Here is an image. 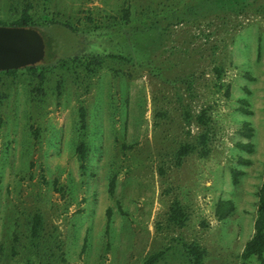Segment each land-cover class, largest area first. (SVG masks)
I'll return each instance as SVG.
<instances>
[{
  "label": "rangeland",
  "instance_id": "374dc122",
  "mask_svg": "<svg viewBox=\"0 0 264 264\" xmlns=\"http://www.w3.org/2000/svg\"><path fill=\"white\" fill-rule=\"evenodd\" d=\"M23 15L47 55L51 39L74 47L50 24L76 29L80 58L0 72V264H193L191 243L203 264H257L242 254L264 182V0H0V25ZM204 133L208 154L177 165ZM221 199L235 204L224 220Z\"/></svg>",
  "mask_w": 264,
  "mask_h": 264
},
{
  "label": "trees",
  "instance_id": "16d2710c",
  "mask_svg": "<svg viewBox=\"0 0 264 264\" xmlns=\"http://www.w3.org/2000/svg\"><path fill=\"white\" fill-rule=\"evenodd\" d=\"M12 26H25V27H35V23H30V18L28 15L21 16ZM49 26H58L63 27L68 31L69 37L71 38V42H73L74 47H70L68 49L71 50L70 54H62L61 57L56 58L59 52V49L55 45V42L51 39L50 41V47H49V54L46 56V59L44 63L39 64L37 66H31L27 69L30 71H41V74L46 72L48 69H53L60 65V63L68 64L70 63L71 59H77L80 58V53H75V47L81 46V41H79L78 36L74 33H78L76 29H73L70 25H63L61 23H52ZM73 32V34H72ZM80 35V34H79ZM58 51V52H57ZM64 52V51H63ZM55 61V62H54ZM68 62V63H67ZM17 70H8L3 71L7 74H11L16 72ZM81 120L84 123L85 118V111L84 109L81 110ZM198 122L203 125L204 127H207L210 124L211 118L207 113V110H203L200 115L197 117ZM244 135L251 140L254 133H253V127H251L250 123L244 124ZM208 142L209 137L207 133H204L200 136L199 145L196 147L195 145H191L188 143L181 144L179 146V149L176 153L177 157V165H180L184 159V157L188 156L189 154H192L196 152L197 149H199V152L201 156H205L208 154ZM238 147L247 151V152H253L254 151V145L251 141L249 142H243L238 143ZM81 161L84 163V161L87 158V146L84 142H81L77 149ZM241 161L245 164H250L251 160L249 159H241ZM239 171H233V181L235 184H237L238 181V175ZM114 181L110 183V193L112 194L114 192ZM235 210V204L232 200H220L216 206V216L219 220H224L227 217H229ZM169 220L177 225V226H184L187 220V214L184 209V206L179 201H174L170 207V213H169ZM43 225V218L40 214H35L33 216L32 221V228H31V234L33 237H38ZM185 252L187 256L192 260L193 264H203V260L206 256V250L202 248L200 245L196 243L191 244H185L184 245ZM159 255L153 256L150 261H148V264H153L155 259L158 258ZM242 258L244 260H249L252 258L256 259L257 264H264V182L261 185L259 191H258V215L254 222V234L252 238L246 243L244 252L242 254Z\"/></svg>",
  "mask_w": 264,
  "mask_h": 264
},
{
  "label": "water",
  "instance_id": "95a60500",
  "mask_svg": "<svg viewBox=\"0 0 264 264\" xmlns=\"http://www.w3.org/2000/svg\"><path fill=\"white\" fill-rule=\"evenodd\" d=\"M45 38L36 27L0 25V72L44 63Z\"/></svg>",
  "mask_w": 264,
  "mask_h": 264
}]
</instances>
